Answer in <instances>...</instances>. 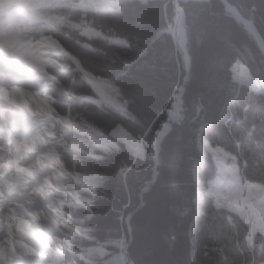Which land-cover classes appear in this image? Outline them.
<instances>
[{"label": "clouds", "instance_id": "1", "mask_svg": "<svg viewBox=\"0 0 264 264\" xmlns=\"http://www.w3.org/2000/svg\"><path fill=\"white\" fill-rule=\"evenodd\" d=\"M0 264H264V0H0Z\"/></svg>", "mask_w": 264, "mask_h": 264}]
</instances>
